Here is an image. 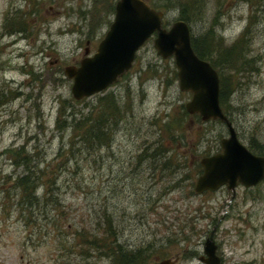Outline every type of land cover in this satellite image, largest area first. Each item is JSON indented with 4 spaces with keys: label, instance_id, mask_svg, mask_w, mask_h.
Segmentation results:
<instances>
[{
    "label": "rangeland",
    "instance_id": "374dc122",
    "mask_svg": "<svg viewBox=\"0 0 264 264\" xmlns=\"http://www.w3.org/2000/svg\"><path fill=\"white\" fill-rule=\"evenodd\" d=\"M115 2L0 0V264H111L86 254L92 233L105 234L99 222L107 216L118 242L151 247L147 264L169 257L203 264L199 256L213 227L221 264H264V179L234 192L194 191L199 159L219 151L228 131L223 122L186 112L191 93L178 88L173 57L156 52L155 33L116 82L72 97L64 68L93 55ZM188 2L191 38L222 48L240 41L233 53L250 61L246 68H219L234 89L228 114L238 139L264 151V0ZM163 3L169 28L181 18L180 7ZM107 103L119 111L109 120V142L89 150L77 143L74 156L59 155L73 135L72 113L80 118ZM24 163L52 175L55 205L17 204L13 181Z\"/></svg>",
    "mask_w": 264,
    "mask_h": 264
},
{
    "label": "water",
    "instance_id": "95a60500",
    "mask_svg": "<svg viewBox=\"0 0 264 264\" xmlns=\"http://www.w3.org/2000/svg\"><path fill=\"white\" fill-rule=\"evenodd\" d=\"M114 18L91 56H84L78 66L69 65L64 74L72 80L75 100L88 97L116 82L132 65L137 50L155 33L153 45L163 58L173 57L178 88L191 93L184 108L202 121L219 120L228 135L220 139L219 151L199 159L201 173L193 189L196 193L214 191L221 186L234 192L237 185L252 187L264 179V155L256 154L237 137L235 128L220 105V77L217 69L199 57L191 43L189 24L175 20L163 26L164 12L147 0H116ZM88 45V41H86ZM89 49L86 46L83 54ZM215 227L203 243L199 261L221 264L214 240ZM176 258H164L159 264H174Z\"/></svg>",
    "mask_w": 264,
    "mask_h": 264
},
{
    "label": "trees",
    "instance_id": "16d2710c",
    "mask_svg": "<svg viewBox=\"0 0 264 264\" xmlns=\"http://www.w3.org/2000/svg\"><path fill=\"white\" fill-rule=\"evenodd\" d=\"M163 1L167 0H148L151 6L157 9L167 7V4H164ZM174 1H176L180 7V19L185 21L190 20L192 16L190 14L184 13L191 10L189 6L186 7L189 4V0ZM183 7L186 8L184 9ZM191 42L196 54L199 57L208 60L219 72L220 105L223 109V112L230 119L228 114V106L230 96L234 89L232 90L230 85L227 84L226 77L219 68H224L225 70H229L233 73L242 70L244 67L246 68V64H248L250 61L245 57L242 59L236 53H233L236 51L235 47L237 43H240V41L235 42L226 48H222L223 45H220V43L215 46H209L206 38L199 40L191 38ZM236 55L241 60H238ZM118 113V107L113 103L105 104L102 108H100L99 111H88L87 113L80 112V118L75 117L76 115L72 113L71 130L73 135L69 140V145L67 148H59V155H61L62 152L64 154L69 153L73 155L74 151L77 150L76 147L79 145L83 146V149L89 150L91 147H93V145L98 148V146L108 143L111 136L109 131V120L114 119L113 122L116 121L115 119L117 118ZM195 116L200 119L198 114H195ZM58 125L59 124H57V126ZM77 143L79 145H76ZM249 149L254 153L257 152L258 154H264V151H262V145H259L255 141L250 143ZM24 160L25 162L28 161L26 157ZM23 167L22 173L16 175L13 181L14 186L18 189L17 204H21V207L27 209H30L33 205L37 206L38 208L40 206L45 208L47 204L55 205L50 187L54 182L52 175L47 174L44 176V171L42 169L37 168V170H34L26 163L23 164ZM39 186L42 187V193L40 196L36 194V189ZM99 223H102L103 225L106 224L107 229L104 232L105 236L102 232L92 233V240L91 242H88L90 243V246L86 252L89 258L97 257L99 259H108L111 264H147L145 262L146 260L148 261L152 250L148 244L144 247L129 248L118 242V236L116 235L113 228L114 220L112 217L107 216L105 220L103 219ZM108 238L109 242H107Z\"/></svg>",
    "mask_w": 264,
    "mask_h": 264
}]
</instances>
